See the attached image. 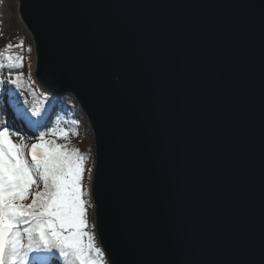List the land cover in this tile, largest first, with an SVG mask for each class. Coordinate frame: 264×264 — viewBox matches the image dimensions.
<instances>
[{"label": "water", "instance_id": "water-1", "mask_svg": "<svg viewBox=\"0 0 264 264\" xmlns=\"http://www.w3.org/2000/svg\"><path fill=\"white\" fill-rule=\"evenodd\" d=\"M35 78L95 139L110 264H264V0H19Z\"/></svg>", "mask_w": 264, "mask_h": 264}, {"label": "snow or ice", "instance_id": "snow-or-ice-1", "mask_svg": "<svg viewBox=\"0 0 264 264\" xmlns=\"http://www.w3.org/2000/svg\"><path fill=\"white\" fill-rule=\"evenodd\" d=\"M6 59L10 68L23 66L22 56ZM22 81L18 75L11 83ZM5 92L15 89L5 90L0 81V97ZM9 110L13 120L0 124V264H104V253L86 230L85 157L46 139L50 133L68 136L65 128L41 130L51 123L47 106L37 102L28 109L10 99ZM16 121L37 134L35 143L15 131Z\"/></svg>", "mask_w": 264, "mask_h": 264}, {"label": "rangeland", "instance_id": "rangeland-1", "mask_svg": "<svg viewBox=\"0 0 264 264\" xmlns=\"http://www.w3.org/2000/svg\"><path fill=\"white\" fill-rule=\"evenodd\" d=\"M19 0H0V51L4 53V59L8 56H14L12 52L13 48H9L8 45L14 46L15 44H19L21 46V41H26L29 46L30 50H28V54H30L33 63V72H28L25 76L23 71H13L11 75V81L16 78L18 75L23 76V81L21 82L23 85L18 86L15 89L14 93H7L4 95V103L2 101V107L4 109L3 113L0 114V124H4L10 120H13L14 114L9 110V101L10 99L15 101L19 99V103L26 106L28 109H31L35 103H39L41 108L47 106L49 108V103L47 100L42 101V96H34L31 91L29 93L27 90V85H30V82L33 81L35 77V52H34V38L28 33L26 27L21 23L19 19ZM25 51V50H24ZM12 52V53H11ZM9 62V61H8ZM28 66H31V62L28 63ZM28 77V78H27ZM24 79H27L29 82H25ZM10 84H12L10 82ZM27 86V87H26ZM36 86V85H35ZM15 87V86H13ZM29 88V87H28ZM42 94L44 96H50L51 93L46 91L42 87ZM66 94V93H65ZM57 95H63L61 93H57ZM49 101V100H48ZM85 113V112H84ZM3 117H2V116ZM51 123H49L45 128L41 129L42 131H48L51 128H65L68 130V136L65 138L62 135L56 134H49L46 139L54 140L57 144L66 145L68 150L77 149L79 154L85 157L83 161V172H82V199L85 201L86 207V220H87V231L91 232L93 235V240L95 246L100 248L104 253L106 258L105 251L99 241L97 230L95 227V204L93 201V197L91 194V186L93 182V173L95 167V139L92 128L86 127V124L78 125V123H74V126H68L69 123L66 122H57L54 121L53 117H50ZM19 124H22V121H16ZM15 131H18L21 136L24 137L26 143L31 145L32 143L36 142V133L29 131L26 127L20 128L15 126ZM13 140H19L20 136H13ZM73 140V141H72ZM76 141V142H74ZM78 141V142H77ZM77 143V144H76ZM55 263V262H54ZM104 264H110L109 261L104 260Z\"/></svg>", "mask_w": 264, "mask_h": 264}, {"label": "trees", "instance_id": "trees-1", "mask_svg": "<svg viewBox=\"0 0 264 264\" xmlns=\"http://www.w3.org/2000/svg\"><path fill=\"white\" fill-rule=\"evenodd\" d=\"M22 42V48L20 47L19 44H15L14 46H11L12 52L14 53L13 58L16 56H22L23 57V66L18 67V68H10L8 61L4 59V54L0 56V81L3 82V88L9 89V88H17L18 86L23 85L22 83L19 84H10L11 82V73L13 71H23V74L27 76L28 72H33V60L28 54V50L30 49L29 44L26 41H21ZM25 50V51H24ZM11 52V53H12ZM0 53H4L3 51H0ZM31 62V66H28V63ZM28 78V77H27ZM25 82H29L27 79H24ZM36 85V86H35ZM15 86V87H13ZM29 88H28V87ZM27 92L31 91L34 96H42V101L47 100L49 103V111L51 113L50 117H53L54 121L57 122H66L69 123L70 125L68 126H74V123H78V125L86 124V127L91 128V125L87 119V116L85 115L83 109L79 105L77 99L71 94V93H66L63 95H57V94H51L50 96H44L42 94V86L38 83L36 78L34 77L33 81L30 82V85H27ZM7 92L3 94L2 97H0V105H2V101L4 103V95ZM8 95V93H7ZM49 100V101H48ZM2 116V115H1ZM3 117V116H2ZM73 141V140H72ZM76 142V141H74ZM78 142V141H77ZM77 144V143H76ZM30 202L29 201H25ZM32 255V254H30ZM58 255V253H57ZM107 258V257H106ZM104 256V260H106ZM108 260V259H107ZM55 264V263H54Z\"/></svg>", "mask_w": 264, "mask_h": 264}, {"label": "bare ground", "instance_id": "bare-ground-1", "mask_svg": "<svg viewBox=\"0 0 264 264\" xmlns=\"http://www.w3.org/2000/svg\"><path fill=\"white\" fill-rule=\"evenodd\" d=\"M18 16H19V19H20L21 23L26 27L28 33H29L30 36L32 37L33 34H32V32H31L30 28H29V27L27 26V24L25 23V21H24L22 15L20 14V10H19V14H18ZM15 126H16V127H20V128H22V124H19L18 122H16Z\"/></svg>", "mask_w": 264, "mask_h": 264}]
</instances>
